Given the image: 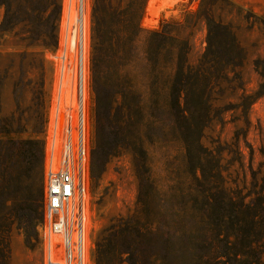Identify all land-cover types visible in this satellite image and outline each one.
I'll use <instances>...</instances> for the list:
<instances>
[{"label":"rangeland","instance_id":"374dc122","mask_svg":"<svg viewBox=\"0 0 264 264\" xmlns=\"http://www.w3.org/2000/svg\"><path fill=\"white\" fill-rule=\"evenodd\" d=\"M135 1L103 0L110 12L121 16ZM95 2L90 0L83 54L90 209L87 264H94L95 240L131 221L140 192L146 195L145 205L156 210L152 219L157 234L150 240L160 246L164 225L175 222L181 229L190 225L193 213H182L179 207L192 204L196 189L184 159L181 133L187 123L180 118L181 111L125 110L124 103L148 105L153 97L142 87L134 93L123 82L110 85L102 77ZM143 4L138 48L163 19L182 21L185 11L200 8L230 30V34L216 32L208 53L203 23L192 29L188 63L194 67L206 63L210 53L217 60L206 97L200 101L193 97L198 104L191 113L202 147L216 157L223 185L242 193L246 202L257 194L264 198V0H144ZM60 13L61 0H0V264L43 263L38 234L42 198L37 213L33 178L39 160L42 171L44 126L61 76L59 66L48 57L57 44ZM105 24L110 27L111 21ZM91 57L98 66L93 72ZM77 74L78 64H72L64 75L68 85H74ZM134 75L139 76L138 70L122 72L124 81ZM118 91L125 97L120 98ZM156 100L162 103L165 96ZM42 176L43 172L41 191ZM188 241L184 235L182 246L187 247ZM129 242L128 237L114 240L118 264H126ZM151 254L148 251L141 264H156ZM197 260L186 251L178 262Z\"/></svg>","mask_w":264,"mask_h":264},{"label":"trees","instance_id":"16d2710c","mask_svg":"<svg viewBox=\"0 0 264 264\" xmlns=\"http://www.w3.org/2000/svg\"><path fill=\"white\" fill-rule=\"evenodd\" d=\"M95 1V31L102 40L96 50L100 55L98 62L102 77L110 85L123 82L134 93L142 87L153 97L148 105L142 102L124 103L125 110L162 107L181 111L180 118L187 123L181 133L184 159L196 189L192 204L179 207L182 213H193L190 225L182 229L175 222L164 225L160 246L150 240L157 234L156 223L152 219L156 210L145 205L146 195L140 192L131 221L121 222L110 234L94 241L93 263L118 264L113 242L120 236L130 240V247L124 253L126 264H141L143 256L150 250L153 251L150 258L156 264H179L178 260L186 251L198 259L197 263L191 264H264V198L257 194L246 202L242 193L223 185L216 157L202 147L198 138L200 131H196L191 113L198 104L194 103L196 98L193 97L199 101L206 97L209 80L214 74L212 64L217 60L210 53L206 56V63L196 67L188 63L192 29L198 22L203 23L208 53L216 32L221 30L230 34V30L215 22L207 11L201 13L200 8L193 13L185 11L182 21L163 19L160 28L148 32L143 46L138 48L136 44L141 34L144 0L132 3L123 16L110 12V7L107 5L106 8L103 0ZM201 1L206 3V0ZM108 20L111 21L110 27L105 24ZM93 66L98 67L91 57L92 72ZM126 68L138 70L139 76L134 75L132 80L124 81L122 72ZM116 94L120 98L125 97L122 91ZM160 95L165 96L162 103L156 100ZM37 150L40 154V147ZM42 151L41 148V154ZM41 172L39 160L33 178V203L37 213L42 198ZM184 235L189 239L187 247L182 246Z\"/></svg>","mask_w":264,"mask_h":264},{"label":"built area","instance_id":"2783aa9c","mask_svg":"<svg viewBox=\"0 0 264 264\" xmlns=\"http://www.w3.org/2000/svg\"><path fill=\"white\" fill-rule=\"evenodd\" d=\"M90 0H61L57 44L49 59L61 76L50 101L43 132L42 264H87L90 209L89 157L84 117L83 54ZM78 64L74 85L65 72Z\"/></svg>","mask_w":264,"mask_h":264},{"label":"bare ground","instance_id":"6f19581e","mask_svg":"<svg viewBox=\"0 0 264 264\" xmlns=\"http://www.w3.org/2000/svg\"><path fill=\"white\" fill-rule=\"evenodd\" d=\"M153 8V7H152Z\"/></svg>","mask_w":264,"mask_h":264}]
</instances>
